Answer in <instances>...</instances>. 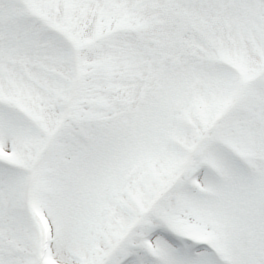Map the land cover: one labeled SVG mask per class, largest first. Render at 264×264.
Masks as SVG:
<instances>
[{"label": "snow or ice", "instance_id": "snow-or-ice-1", "mask_svg": "<svg viewBox=\"0 0 264 264\" xmlns=\"http://www.w3.org/2000/svg\"><path fill=\"white\" fill-rule=\"evenodd\" d=\"M0 264H264V0H0Z\"/></svg>", "mask_w": 264, "mask_h": 264}]
</instances>
